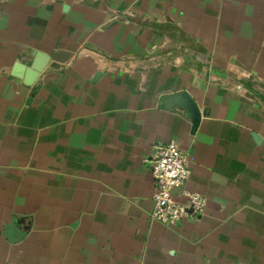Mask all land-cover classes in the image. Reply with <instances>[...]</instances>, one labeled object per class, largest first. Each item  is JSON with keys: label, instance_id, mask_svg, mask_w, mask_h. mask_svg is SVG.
Instances as JSON below:
<instances>
[{"label": "crops", "instance_id": "crops-1", "mask_svg": "<svg viewBox=\"0 0 264 264\" xmlns=\"http://www.w3.org/2000/svg\"><path fill=\"white\" fill-rule=\"evenodd\" d=\"M172 140L206 207L166 224ZM0 264H264V0H0Z\"/></svg>", "mask_w": 264, "mask_h": 264}, {"label": "built area", "instance_id": "built-area-1", "mask_svg": "<svg viewBox=\"0 0 264 264\" xmlns=\"http://www.w3.org/2000/svg\"><path fill=\"white\" fill-rule=\"evenodd\" d=\"M193 158L184 153L177 141H170L157 148L151 159L155 182L153 218L174 224L185 218H200L206 207V198L200 192L185 188ZM187 199V203L181 200Z\"/></svg>", "mask_w": 264, "mask_h": 264}, {"label": "water", "instance_id": "water-1", "mask_svg": "<svg viewBox=\"0 0 264 264\" xmlns=\"http://www.w3.org/2000/svg\"><path fill=\"white\" fill-rule=\"evenodd\" d=\"M47 60L48 56L45 53H37L33 63H31L30 67L26 71V83H31L39 75V73L44 69ZM180 97L183 99L180 105L189 111L192 118V130L195 131L201 119L199 107L188 93H181ZM15 236L21 237V232L18 229H15L14 226L8 227L7 237L13 240Z\"/></svg>", "mask_w": 264, "mask_h": 264}]
</instances>
